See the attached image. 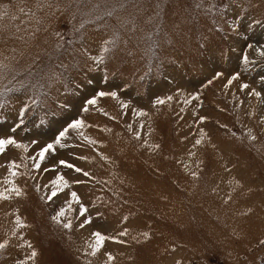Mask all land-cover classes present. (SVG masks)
Listing matches in <instances>:
<instances>
[{
    "label": "rangeland",
    "instance_id": "obj_1",
    "mask_svg": "<svg viewBox=\"0 0 264 264\" xmlns=\"http://www.w3.org/2000/svg\"><path fill=\"white\" fill-rule=\"evenodd\" d=\"M256 20L264 22V0H0V138L29 145L0 156V192L7 180L24 192L0 200V243H8L0 264H20L33 250L28 264H254L264 253V26ZM78 119L96 143L69 131L67 146L37 171L31 157ZM61 174L71 187L49 201ZM69 204L71 231L51 219ZM17 216L28 227L18 228ZM97 231L125 243L106 240L93 256Z\"/></svg>",
    "mask_w": 264,
    "mask_h": 264
},
{
    "label": "snow or ice",
    "instance_id": "obj_2",
    "mask_svg": "<svg viewBox=\"0 0 264 264\" xmlns=\"http://www.w3.org/2000/svg\"><path fill=\"white\" fill-rule=\"evenodd\" d=\"M200 5H197V7H199ZM254 25H261L264 26V22L260 21V20H256L254 21ZM253 24H250L249 27H253ZM109 43H113L112 41H109ZM249 48H252V45H248ZM105 51H107V49H105ZM258 54L260 57H264V49H257ZM243 61L244 64L247 66L249 63H251V61H249L248 56L245 54L243 56ZM102 62V61H100ZM2 66V65H0ZM219 75H222L219 74ZM239 79V76H233L232 80H237ZM231 83V81L229 82ZM242 88L247 90L249 89V85L248 84H243ZM251 94L255 97H261V93L257 92L255 90H253L251 92ZM4 93L0 92V96H3ZM100 97H106V96H111L112 98H118L117 94L115 92H104L101 91L99 93ZM194 99H198V97H193ZM168 99H171V97H169ZM35 102H29L27 107L22 108L19 113H18V123L11 129L12 133H16L18 129H22L24 123H25V115L26 113L30 110V108L33 106ZM165 101L164 100H157L156 104L160 105V104H164ZM87 105L90 106H96L97 105V99L94 97L92 99H89L87 101ZM0 107H3L2 104H0ZM61 108L64 107V105H60ZM125 108H127V105H124ZM84 112H88L89 108L88 107H84L83 108ZM106 114V113H105ZM141 116H146L148 115V113L146 112H140L138 113ZM43 123V121L41 122ZM86 127V124L84 122V120L82 119H78L73 121L72 123L68 124L67 127H65L62 131L59 132V134L53 139L52 142H48L45 145H43L36 153L35 155H33L31 157V159L33 160V166L37 171H40L41 169V165L46 161V159L50 156V155H54L57 151V146H59V148H65L67 145L64 143V141H66L69 137V131H75V132H79L81 136H83V132L82 129ZM206 135V134H205ZM85 142H87L88 144H94L96 143V141L90 139L87 136H83ZM139 138V137H137ZM253 140L256 139V137H252ZM197 144H200L201 141L197 140L196 141ZM9 147H14L16 149H22L23 151L27 152L29 150V145L18 142V140L12 136V135H8L6 137L0 138V156L4 155L5 152L8 150ZM155 147H159V145H156ZM106 159V157H105ZM59 165L64 167V168H68V169H73L75 172L77 173H82V175L84 177H89L90 174L86 171H84L83 169L76 167L74 164L69 163L65 160H60ZM8 167L11 170V175L12 176H17L18 172L16 171V169H18L20 167L19 164H16L15 162H11ZM54 170V169H53ZM193 175H195V173H193ZM5 183L10 184L11 187L6 189L3 192H0V200H9L12 198V195H15L17 197H22L24 195V192L21 190V188L17 187L16 184L12 181V180H7L5 181ZM76 183H83V181H76ZM52 190L50 195H48L47 199L50 201L52 200V198L56 197L58 195V193L63 192L65 189H68L71 187L70 183L68 180L65 179V177L61 174L58 175L56 177L55 180L52 181ZM40 189L37 188V191H39ZM71 195V201L75 204L80 205V210H79V215L81 217L85 218V222L88 224H91L92 221L90 219L87 218L86 214L88 212V209L86 207L83 206V204L81 203L80 197L78 196V194L73 191L70 193ZM71 209V204H69V209H64L61 208L55 215H53L51 217V219L60 227H62L63 229H67L69 231H71V229L73 228V224L71 222V220H69L66 216V211ZM126 219V218H125ZM15 223L17 225L18 228H25L28 227V225H26L25 223H23V221L20 219L19 216H17ZM80 227H84V223H81ZM13 235H15V233H13ZM94 237V242L89 243L88 247L92 249V252L90 253L91 255L95 256L102 248L104 245V242L106 240H113L116 243H125V241L123 240H117L114 237H110V236H105L103 235L101 232L97 231L95 233L92 234ZM120 236H127L129 235V233L127 231H122L119 233ZM143 235L145 237H148V233H143ZM259 243L261 245H264V240L259 241ZM8 247V243L4 242V243H0V251H4L6 248ZM27 247L28 248H32V244L31 243H27ZM38 255V253L33 250L31 252V254L28 257V260H35L36 256ZM114 259V257H112L110 254L108 255V260L112 261ZM28 260L25 261H21L20 264H28Z\"/></svg>",
    "mask_w": 264,
    "mask_h": 264
},
{
    "label": "built area",
    "instance_id": "obj_3",
    "mask_svg": "<svg viewBox=\"0 0 264 264\" xmlns=\"http://www.w3.org/2000/svg\"><path fill=\"white\" fill-rule=\"evenodd\" d=\"M254 264H264V253L257 258V261Z\"/></svg>",
    "mask_w": 264,
    "mask_h": 264
}]
</instances>
